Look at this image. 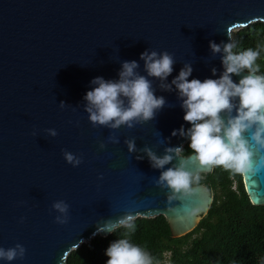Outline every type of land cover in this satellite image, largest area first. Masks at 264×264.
I'll return each instance as SVG.
<instances>
[{"label":"water","instance_id":"1","mask_svg":"<svg viewBox=\"0 0 264 264\" xmlns=\"http://www.w3.org/2000/svg\"><path fill=\"white\" fill-rule=\"evenodd\" d=\"M257 21L264 22V0H0V247L26 249L11 264H68L66 255L95 236L99 221L124 213L161 215L172 236L193 229L213 201L208 185L194 184L191 196L169 205L167 189L155 185L159 170L136 158L144 147L162 155L187 142L171 136L189 127L176 92L154 80L165 107L152 121L115 131L89 123L83 97L94 78L117 79L121 62L137 61L145 75L139 57L147 49L173 56L168 83L184 63L193 68L190 80L218 78L223 69L209 42L227 43L228 29ZM128 139L137 152L128 153ZM63 151L82 163L67 164ZM191 155L187 170L201 179L212 172ZM242 180L251 204L264 205V173ZM58 200L69 205L64 225L54 223Z\"/></svg>","mask_w":264,"mask_h":264},{"label":"clouds","instance_id":"2","mask_svg":"<svg viewBox=\"0 0 264 264\" xmlns=\"http://www.w3.org/2000/svg\"><path fill=\"white\" fill-rule=\"evenodd\" d=\"M226 36L227 43L209 42L212 56L219 55L223 69L215 79L190 80L193 68L191 63H184L168 83L176 61L167 51L149 49L139 57L143 61L145 75L140 74L137 61H124L117 79L94 78L90 81L91 90L83 97V110L89 123L93 127L115 131L121 127L133 129L152 121L166 105L163 96L155 95L153 81L156 80L161 91L176 92L184 112L183 120L189 127L185 129L181 126L171 136L188 141L191 158L201 169L222 167L242 177H256L264 173V75L258 74L260 66L256 63L264 48L257 46L237 51L238 42L232 29L226 31ZM211 73L213 77L217 76L216 68H212ZM233 77L240 79L236 82ZM59 105L61 108L66 106L63 101ZM46 131L50 137L57 135L54 129ZM108 142L115 144L119 140L110 135ZM124 143L128 153L138 151L135 139L125 140ZM99 147L103 149L104 143ZM139 151L144 156H137V160L146 157L150 166L159 170L155 185L162 190L167 189L169 205L191 196L193 185L199 184L201 176L199 172L187 170L182 144L165 147L162 155L149 147ZM63 159L73 167L82 163L81 157L68 151H63ZM51 207L57 213L54 223L66 224L69 205L58 200ZM134 220V215L130 213L101 220L96 224L94 235L115 234L121 228L134 230ZM25 254V247L19 243L7 249L0 247V261L8 264L22 260ZM105 255L108 258L106 264H152L151 254L126 238L113 241Z\"/></svg>","mask_w":264,"mask_h":264},{"label":"trees","instance_id":"3","mask_svg":"<svg viewBox=\"0 0 264 264\" xmlns=\"http://www.w3.org/2000/svg\"><path fill=\"white\" fill-rule=\"evenodd\" d=\"M233 34L237 51L264 48V22H253ZM256 63L260 66L258 74L264 75V51ZM183 146V155L191 153L188 141ZM200 182L211 189L213 201L193 229L172 236L163 216L135 217L134 230L121 228L115 234H97L71 250L66 263L106 264L109 245L126 238L146 249L152 264H162L165 253H169L170 264H264V205L251 204L242 176L213 167Z\"/></svg>","mask_w":264,"mask_h":264},{"label":"rangeland","instance_id":"4","mask_svg":"<svg viewBox=\"0 0 264 264\" xmlns=\"http://www.w3.org/2000/svg\"><path fill=\"white\" fill-rule=\"evenodd\" d=\"M234 186V185H233ZM168 255L169 253H165L163 255V260H162V264H170L169 261H168Z\"/></svg>","mask_w":264,"mask_h":264},{"label":"built area","instance_id":"5","mask_svg":"<svg viewBox=\"0 0 264 264\" xmlns=\"http://www.w3.org/2000/svg\"><path fill=\"white\" fill-rule=\"evenodd\" d=\"M235 186H233V188H234Z\"/></svg>","mask_w":264,"mask_h":264}]
</instances>
